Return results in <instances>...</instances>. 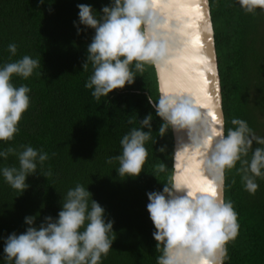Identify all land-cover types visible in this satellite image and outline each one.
<instances>
[{
  "label": "trees",
  "instance_id": "1",
  "mask_svg": "<svg viewBox=\"0 0 264 264\" xmlns=\"http://www.w3.org/2000/svg\"><path fill=\"white\" fill-rule=\"evenodd\" d=\"M92 7L100 18L102 8L112 0H0V67L28 55L40 67L27 80L13 77L14 86H27L30 105L23 114L13 141L0 142V150L31 146L49 159L26 179L27 189H12L0 172V264L7 238L26 231L27 217L34 226L46 217L58 219L68 190L82 185L105 210V222H113L116 236L112 249L101 264H157L154 225L147 211L148 193L162 192L174 177L175 141L173 129L159 135L163 121L154 102L160 96L155 67L136 73L135 82L97 101L85 84L93 74L87 48L95 31L79 23L78 5ZM215 46L221 79L225 135L234 128L232 119L247 122L256 136L264 138V12L246 14L237 0H210ZM79 30V31H78ZM16 45V53L8 51ZM152 116V136L143 172L138 177L121 178L116 171L124 135ZM133 123H129V121ZM143 131H149L144 128ZM261 145L254 144L253 147ZM164 149L163 152L160 149ZM251 152L249 153V159ZM165 164L164 172L156 166ZM19 167L15 155L0 158V169ZM241 164L225 172V202L237 213L239 232L227 245L224 264H264V177L256 178L255 194L245 190ZM51 172V175L47 173Z\"/></svg>",
  "mask_w": 264,
  "mask_h": 264
},
{
  "label": "clouds",
  "instance_id": "2",
  "mask_svg": "<svg viewBox=\"0 0 264 264\" xmlns=\"http://www.w3.org/2000/svg\"><path fill=\"white\" fill-rule=\"evenodd\" d=\"M39 2L43 4L45 0ZM237 3L246 14H255L258 9L264 12V0H237ZM160 5L161 0H112L110 7L102 8L100 18L94 15L91 6L78 5L79 23L95 31L82 67L87 71L89 63L92 66L93 74L85 87L92 90L97 101L132 85L136 78L133 66L143 73L146 66L155 67L168 60L180 43L179 25L160 14ZM8 51L15 55L16 45L9 44ZM39 67V60L28 55L0 67V142L8 144L14 140L30 105V89L14 86L13 77L27 80ZM148 102L163 121L160 136L170 128L187 131L189 146L194 152L202 153L203 168L215 175L221 187L224 173L239 162L245 190L255 194L259 187L256 178L264 177V138L256 136L246 121L232 119L234 128L228 129L226 135L223 131L209 133L201 119L200 105L192 94L162 92L158 101L149 97ZM151 121L149 114L140 122L141 128H133L123 136L121 154L106 160L108 164L118 160L116 171L121 178H135L143 172L148 157L145 143L152 136ZM144 128L149 131H143ZM254 144L261 146L254 148ZM22 148L19 152L14 147L0 150V158L7 160L9 155H15L18 159L19 167L5 166L0 172L7 184L20 193L28 187V176L37 172V163L42 166L49 159L47 153L31 146ZM165 170L163 163L156 166L157 172ZM147 195V211L155 228L153 238L160 253L157 264H224L228 258L227 245L239 232L237 213L231 202H225L217 192L213 194L175 180L165 184L162 192ZM89 197L91 193L77 184L63 198L58 219L46 217L37 228L36 218L27 217L26 231L13 233L5 241V261L101 264L116 236L109 235L114 234L113 222H105V210L92 198L89 206Z\"/></svg>",
  "mask_w": 264,
  "mask_h": 264
},
{
  "label": "water",
  "instance_id": "3",
  "mask_svg": "<svg viewBox=\"0 0 264 264\" xmlns=\"http://www.w3.org/2000/svg\"><path fill=\"white\" fill-rule=\"evenodd\" d=\"M196 3H199L200 7L193 6ZM159 11L171 23L178 24L181 30L180 43L174 47L169 59L155 66L160 94L165 92L171 95L200 96V102H204L207 108V112L201 114V119L209 133L223 131L225 134L221 79L210 0H161ZM200 13H203V20ZM190 43L193 46L191 49L187 48ZM182 50L185 51L183 57L188 59H178ZM173 133V180L181 184L183 181H206L225 201V173L221 187L215 175L203 168L202 153L194 152L189 146L191 142L187 131L173 130Z\"/></svg>",
  "mask_w": 264,
  "mask_h": 264
},
{
  "label": "snow or ice",
  "instance_id": "4",
  "mask_svg": "<svg viewBox=\"0 0 264 264\" xmlns=\"http://www.w3.org/2000/svg\"><path fill=\"white\" fill-rule=\"evenodd\" d=\"M195 7H200L199 3H196L193 5ZM200 18L203 20V13H200ZM203 107V105H201ZM182 184H187L190 187H195V188H200L203 190L211 191L213 194H216V189L210 184L204 181L203 183L201 182H195L193 183L192 181H183Z\"/></svg>",
  "mask_w": 264,
  "mask_h": 264
},
{
  "label": "bare ground",
  "instance_id": "5",
  "mask_svg": "<svg viewBox=\"0 0 264 264\" xmlns=\"http://www.w3.org/2000/svg\"><path fill=\"white\" fill-rule=\"evenodd\" d=\"M189 25L191 26V23H189ZM193 46H192V44L190 43L189 44V47H187V48H189V49H191ZM195 50V49H194ZM180 53V52H179ZM181 53L182 54H180V55H178V59H181V60H185V59H188V57H186V58H184L183 57V53L185 54V51H181ZM178 54V53H177ZM193 57V56H192ZM192 57H190V58H192ZM194 97L197 99V101H198V103H199V105H200V112H201V114H205L206 112H207V108H206V105L204 104V102H200V100H199V98H200V96H198V95H194ZM201 105H203V107L201 106Z\"/></svg>",
  "mask_w": 264,
  "mask_h": 264
}]
</instances>
